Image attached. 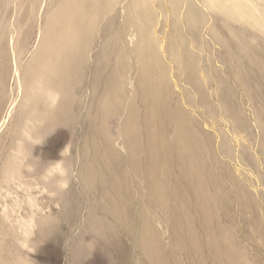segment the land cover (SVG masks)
I'll list each match as a JSON object with an SVG mask.
<instances>
[{
  "label": "rangeland",
  "instance_id": "obj_1",
  "mask_svg": "<svg viewBox=\"0 0 264 264\" xmlns=\"http://www.w3.org/2000/svg\"><path fill=\"white\" fill-rule=\"evenodd\" d=\"M238 1L248 3L241 18L225 13L219 3L210 4L209 0H149L154 22L146 17L144 2L139 0L136 12L129 16L137 28L123 34L121 47L113 46L110 54L107 75L116 77L122 95L139 112L146 176L150 159L138 50L141 28L152 29L155 41L153 47L150 45L149 59L152 63L159 60L156 74L163 67L169 71L170 114L158 112L166 141L175 144L177 127L184 123L194 132L208 166L205 190L207 206L212 210L209 218L197 209L200 197L190 180L177 168L170 177L172 185L179 184L192 202L190 209L178 211L182 218L191 216L203 242L201 248L186 232L176 233L173 219L178 213L175 202L179 195L175 189L167 207L159 203L155 209L154 224L161 234L166 264H225L210 245L208 227L217 231L224 252L239 251L237 264H264V23L250 21L258 15L264 19V0ZM180 2L181 9L177 10ZM129 3L123 0V6L132 10ZM190 3L199 20L192 16ZM20 5L18 14L23 12ZM122 16L113 30L117 40ZM233 59L239 62L242 77L236 74ZM98 70L96 59L93 73ZM92 84L90 78L82 85L74 127L50 130L34 145L39 151L32 150L35 160L55 169L63 163L61 153L69 149L66 156L71 164L61 175L62 185L51 187L35 172L14 176L1 173L8 156L22 153L15 134V112L7 110V103L0 111V264H154L138 232L143 224L141 206L154 198L142 192L132 174L128 175L132 198L127 199L115 188V172L122 161L112 156V149L93 122L98 94ZM118 122L112 120L110 129L112 139L122 145ZM88 165L97 173L91 182L82 179ZM118 201L121 208L113 205ZM124 212L134 229L119 218ZM92 216L106 224L100 233L90 227Z\"/></svg>",
  "mask_w": 264,
  "mask_h": 264
},
{
  "label": "bare ground",
  "instance_id": "obj_2",
  "mask_svg": "<svg viewBox=\"0 0 264 264\" xmlns=\"http://www.w3.org/2000/svg\"><path fill=\"white\" fill-rule=\"evenodd\" d=\"M138 1L130 0L129 5L133 6L130 10L123 6V0H0V111L5 109L7 103L9 104L7 110L15 112L18 118L15 134L21 143L19 152L22 153L21 156L17 154L8 156L1 173L14 176L35 172L48 181L51 187L61 182L63 184L61 175L71 164V159L66 156L69 149L61 153L63 163L55 169L35 160L33 158L35 156L32 157L34 153L32 150L35 144L40 143L44 136L50 133V130L60 126L74 127L82 85L84 81L92 78V88L94 93L98 94L93 106V112H97L93 122L112 149V156L122 161L119 169L114 171L118 177L115 188L120 194L124 193L127 199L132 198L128 186V175L132 174L136 177L142 192L154 198L152 202H144L141 206L143 224L138 232L142 247L152 262L166 264L162 257L161 234L155 229V209L159 203L162 207H167L172 189L179 195V200L175 202L176 211L182 208L190 209L192 202L188 200V195L179 184L176 186L171 183L173 169L177 168L180 175L188 178L190 185L198 192L200 198H197L200 201L197 209L204 217H211L212 210L210 211L207 206L208 196L205 190L208 166L205 164L201 145L197 142L194 132L184 123L177 127L175 144L166 141L167 134L164 125L158 119V112L162 110L166 115L170 114L167 112L170 94L169 71L167 67H163L160 74H156L155 65L159 60L152 63L149 59L150 45L152 46L155 39L151 27H148L140 29L142 39L138 47L145 101V125L149 141L147 150L150 159L149 175L146 176L148 173L143 170L141 157L144 148L140 142L139 112L133 103L128 102L122 95L116 77L107 75L112 47L115 45L121 47L123 34L137 28L130 23L129 16L136 12L140 5ZM143 2L144 14L155 22L149 0ZM209 2L219 3L225 13L237 18L243 16V10L248 4L245 5L243 1L238 0ZM19 5L23 9L20 14L17 12ZM252 7L249 8L252 10ZM189 8L192 16L199 20L197 10L191 3ZM176 9H181V2L176 4ZM121 14L123 26L117 40L113 30L116 29L115 22L120 19ZM259 16L251 17L250 21L262 25L264 19ZM120 52L119 57L122 56L121 48ZM96 59L99 70L93 73ZM232 62L236 74L241 76L239 62L235 59ZM112 120L119 121L117 127L122 134V145L112 139L114 138L110 129ZM36 149L37 147L34 150ZM83 153L86 154V150ZM127 168L129 170L125 171ZM94 174H97L96 171L89 165L85 166L82 179L91 182ZM113 205L121 208L119 201ZM125 212L120 214L119 218L127 221L134 229L133 223L126 220ZM178 213L173 219L176 233L186 232L190 241L201 248L203 242L191 216L186 214L182 218L179 211ZM102 221L92 216L91 229L100 233L106 225ZM206 233L218 260L224 261L225 264H237L239 251L224 252L219 246L217 231L208 227Z\"/></svg>",
  "mask_w": 264,
  "mask_h": 264
}]
</instances>
